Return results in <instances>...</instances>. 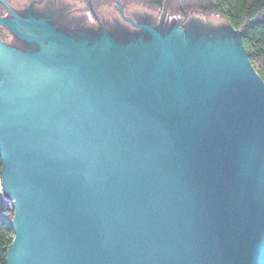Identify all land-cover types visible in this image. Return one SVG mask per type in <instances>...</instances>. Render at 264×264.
<instances>
[{
  "label": "water",
  "instance_id": "1",
  "mask_svg": "<svg viewBox=\"0 0 264 264\" xmlns=\"http://www.w3.org/2000/svg\"><path fill=\"white\" fill-rule=\"evenodd\" d=\"M0 1L6 264H264V79L240 30Z\"/></svg>",
  "mask_w": 264,
  "mask_h": 264
},
{
  "label": "trees",
  "instance_id": "2",
  "mask_svg": "<svg viewBox=\"0 0 264 264\" xmlns=\"http://www.w3.org/2000/svg\"><path fill=\"white\" fill-rule=\"evenodd\" d=\"M162 8L172 2L177 11L199 10L225 17L232 28L240 30L250 59L264 79V0H145ZM174 5V4H173ZM183 5V6H182ZM172 7V5H171ZM2 191L0 161V264H6L7 250L14 239L12 221L15 209Z\"/></svg>",
  "mask_w": 264,
  "mask_h": 264
},
{
  "label": "rangeland",
  "instance_id": "3",
  "mask_svg": "<svg viewBox=\"0 0 264 264\" xmlns=\"http://www.w3.org/2000/svg\"><path fill=\"white\" fill-rule=\"evenodd\" d=\"M13 8H16L17 5L22 0H7ZM66 3L74 4L73 9L76 12L79 11H90L92 15H94V11L98 12V9L103 5H113V6H121V7H129L133 0H64ZM147 4H149L147 1L143 0ZM174 4V5H173ZM150 5V4H149ZM172 5V7H171ZM169 6H164L160 8L158 18L161 17L163 11H177V7L179 6L177 2H172V4ZM152 6V5H150ZM183 6V5H182ZM186 11V10H184ZM0 15H9V11L7 8L1 3L0 1ZM0 37L5 41H10V37H13V34L9 29L6 27L0 25ZM7 199V197H5Z\"/></svg>",
  "mask_w": 264,
  "mask_h": 264
},
{
  "label": "flooded vegetation",
  "instance_id": "4",
  "mask_svg": "<svg viewBox=\"0 0 264 264\" xmlns=\"http://www.w3.org/2000/svg\"><path fill=\"white\" fill-rule=\"evenodd\" d=\"M28 15H32V14H27V15H25V16H28ZM48 19H50V21L53 23V24H55L56 26H57V28L58 29H60V30H62L63 32H65V33H67V34H71V35H73V36H78L79 34H81L82 32H80V33H77V32H69V31H67V30H65V29H63V28H61L56 22H55V20H53L52 18H48ZM151 25H153L156 29H159V30H161L162 32H164V31H166V30H168V28L166 27V28H162L160 25H154V24H151ZM139 30H140V32H137V35H139V34H142V30L140 29V28H138ZM111 32V31H110ZM113 35H115L113 32H111ZM117 38H119L120 40H123L124 38H126L127 36H125V37H119L118 35H115ZM130 36H133V34L132 35H130ZM129 35H128V37L127 38H129L130 37ZM26 43H28V42H26ZM29 44H32V46H28V47H26L25 49H34L35 48V44L34 43H29Z\"/></svg>",
  "mask_w": 264,
  "mask_h": 264
}]
</instances>
